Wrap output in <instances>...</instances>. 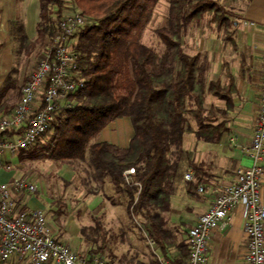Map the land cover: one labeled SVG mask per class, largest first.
I'll return each instance as SVG.
<instances>
[{
    "label": "trees",
    "instance_id": "16d2710c",
    "mask_svg": "<svg viewBox=\"0 0 264 264\" xmlns=\"http://www.w3.org/2000/svg\"><path fill=\"white\" fill-rule=\"evenodd\" d=\"M68 1L38 0L36 39L29 41L20 25L19 41L29 54L37 46L47 50L64 14L78 11L65 13V7L81 9L87 24L74 38L72 47L79 56L85 86L68 95L72 106L59 109L43 135L50 134V139L42 142L41 138L20 151L19 161L50 160L57 169L79 162V171L85 174L80 181L90 177L93 182L91 187L83 184L86 195L105 193L107 182L111 183L114 195L109 200L114 206L124 205L130 219L139 220L147 238L157 244L162 259L169 260L170 251L176 249L181 258L172 262L187 264L189 245L179 240L167 219L185 155L183 138L193 133L198 139L219 142L227 131L225 120L220 118L228 113L206 107V94L229 104L234 89L219 82L207 83L205 54L188 56L183 39L190 24H199L205 17L223 37L229 36L238 18L235 0H169L166 21L155 30L162 51L143 41L160 0ZM16 27L18 23H13L11 28ZM10 84L8 79L0 89V105ZM124 117L130 118L134 128L127 148L98 141L110 122ZM191 119L196 129L191 127ZM130 168L135 173L131 176L133 182L127 184L124 172ZM199 183H188L187 193L195 194ZM91 239L95 249L88 251V256L107 251L108 264H160L156 258L143 262L128 254L110 252L106 231L99 223Z\"/></svg>",
    "mask_w": 264,
    "mask_h": 264
},
{
    "label": "crops",
    "instance_id": "0c3cea01",
    "mask_svg": "<svg viewBox=\"0 0 264 264\" xmlns=\"http://www.w3.org/2000/svg\"><path fill=\"white\" fill-rule=\"evenodd\" d=\"M234 3L238 18L235 19L236 22L229 36L223 37L215 25L209 26L205 23L203 27L192 23L183 39V47H186L184 52L188 56H194L197 53L205 54L208 63L205 75L207 83L219 82L222 86L227 88L232 86L234 89L230 106L226 101L210 93L206 94V107L214 106L227 110L228 113L226 118H220V121L225 120L227 131L219 142L198 139L193 133L185 134L183 138L182 149L185 155L175 182L172 207L167 214V219L179 240L186 244L190 229L196 224L197 217L212 204L215 193L210 190L200 193L197 188L195 194H188L187 184L191 181H187L185 175L191 173L193 181L209 183L219 191L233 183L237 169L252 165L243 147L250 144L257 121L261 68L264 62V0H235ZM38 22V0H0V89L8 79H11L3 104L0 105V117L9 114L18 103V94L25 84L28 73L35 68L46 50L37 46L29 54L24 47L20 46L19 26L23 25L29 41H34L37 36ZM13 23H18L16 29L11 28ZM190 125L193 129L197 128L193 119ZM133 135V124L130 118L124 117L110 122L100 132L98 141L125 149L129 146ZM262 166L264 168V161ZM4 175L6 174L0 175L1 180H9L13 177L9 174L11 177L4 179ZM110 184L107 182L105 193L101 191L92 194V197L83 194L85 189L79 185V215L80 208L83 206H86L88 211L91 206L92 216L101 215L100 210L103 212L107 206L106 203L116 207L109 200V197L114 195V188ZM260 192L264 200V173ZM13 197L17 200L20 209H46L41 201L33 197L27 199L25 195L18 193H14ZM97 201L100 203L94 204ZM49 226L57 241L62 243L66 241L70 244V249L74 248L81 257H90L80 238L77 243L67 234L57 233L50 223ZM158 253L161 254L159 249ZM246 253L247 237L243 232L242 207L237 206L230 211L228 224L213 232L208 260L205 264H245ZM133 256L143 262L153 261L156 258L151 249L148 251L139 249ZM169 256L170 261L181 258L180 252L176 249H172ZM0 264H28V259L11 258L5 262L0 261ZM47 264L56 263L50 261ZM114 264L127 263L115 261Z\"/></svg>",
    "mask_w": 264,
    "mask_h": 264
},
{
    "label": "built area",
    "instance_id": "2783aa9c",
    "mask_svg": "<svg viewBox=\"0 0 264 264\" xmlns=\"http://www.w3.org/2000/svg\"><path fill=\"white\" fill-rule=\"evenodd\" d=\"M86 24L80 11L64 14L52 46L45 50L22 86L18 103L9 114L0 117V175L13 173V156L34 146L49 130L59 109L72 106L68 95L85 86L79 56L72 44ZM243 151L252 165L237 169L233 183L219 191L206 182L198 185L200 193L210 190L215 198L188 233L187 264L206 263L213 232L228 224L229 213L237 206L242 207L243 232L247 237L245 264H264V200L260 192L264 173V62L256 126ZM134 173L133 168L124 172L127 184L133 182ZM185 179L192 181V174L187 173ZM36 191V185L24 177L0 179V261L17 258L28 259V264H108L104 256L81 257L57 241L43 209L19 208L13 194ZM147 240L160 264H174L162 259L157 244Z\"/></svg>",
    "mask_w": 264,
    "mask_h": 264
},
{
    "label": "rangeland",
    "instance_id": "374dc122",
    "mask_svg": "<svg viewBox=\"0 0 264 264\" xmlns=\"http://www.w3.org/2000/svg\"><path fill=\"white\" fill-rule=\"evenodd\" d=\"M66 1L67 3L69 2L68 0ZM168 1L169 0H160L158 2L154 9L153 19L149 23L143 37V41L146 44L156 47L158 51L163 50V45L155 35V30L162 27L166 21L169 8ZM224 4L227 5L225 2ZM73 9L82 12L81 9L75 8L74 6H72L71 9L70 7L68 8V6L65 7L64 12L66 13ZM208 21L209 18H204L198 25L204 27L206 23L210 26ZM185 50L186 47H184V51ZM49 135L50 134H46L42 137L41 141H48L50 139ZM19 156V154L13 156L16 165L13 173L10 174L11 176L13 175V177H24L36 185L37 191L35 193L26 192L24 195L27 199L33 197L42 202L46 208V211L43 210L46 213L48 221L51 226L53 225L57 233L61 235L67 234L77 243H79L80 238L84 242L86 249L92 251L95 249V243L91 238L96 224L99 223L104 227L107 234L108 242L106 247L113 254L120 256L127 253L128 255L131 254L129 256H133L139 249L145 251L150 250L146 234L138 224L139 220L130 219L124 205L112 207L106 203L107 206H105L103 212L100 210L101 215L96 214L97 216H92L90 212L91 206L88 208L89 211L85 208L86 206H83L80 208L79 215V185L83 186V184H85L87 187L93 185L90 177H87L83 183L80 181V179L85 178V174L79 171V162L66 164L61 169H57L55 164L50 160L24 159L19 161ZM8 175L9 174L4 175V179H9V177H11ZM79 176L81 178H79ZM83 194L86 195L85 190ZM92 196L93 195L90 194L89 197ZM98 203H100V201L94 204ZM63 243L71 247L68 242L63 241ZM73 250L74 252L76 251L74 248ZM107 254L106 251L99 254V256H104L107 261H110V259L108 260Z\"/></svg>",
    "mask_w": 264,
    "mask_h": 264
}]
</instances>
